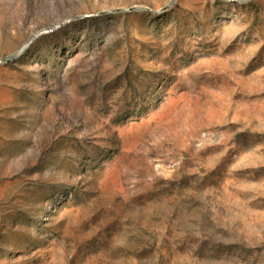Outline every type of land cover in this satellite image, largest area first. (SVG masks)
Listing matches in <instances>:
<instances>
[{
    "label": "rangeland",
    "instance_id": "obj_1",
    "mask_svg": "<svg viewBox=\"0 0 264 264\" xmlns=\"http://www.w3.org/2000/svg\"><path fill=\"white\" fill-rule=\"evenodd\" d=\"M0 264H264V0H0Z\"/></svg>",
    "mask_w": 264,
    "mask_h": 264
}]
</instances>
